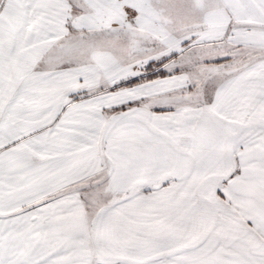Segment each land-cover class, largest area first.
<instances>
[{
    "label": "snow or ice",
    "instance_id": "obj_1",
    "mask_svg": "<svg viewBox=\"0 0 264 264\" xmlns=\"http://www.w3.org/2000/svg\"><path fill=\"white\" fill-rule=\"evenodd\" d=\"M0 264H264V0H0Z\"/></svg>",
    "mask_w": 264,
    "mask_h": 264
}]
</instances>
